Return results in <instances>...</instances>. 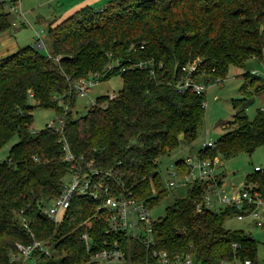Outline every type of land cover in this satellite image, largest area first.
Listing matches in <instances>:
<instances>
[{
    "label": "trees",
    "instance_id": "16d2710c",
    "mask_svg": "<svg viewBox=\"0 0 264 264\" xmlns=\"http://www.w3.org/2000/svg\"><path fill=\"white\" fill-rule=\"evenodd\" d=\"M14 22L10 14L0 13V33ZM47 33L48 55L26 45L0 59V148L14 136L19 138L7 159L0 161L1 264L9 263L18 242L33 240L22 226L24 218L35 237L53 249L51 256H40L38 264L86 259L80 238L85 220L92 226L94 250L120 237L106 233V222L85 197L73 198L61 222L44 213L62 192L70 165L56 131L47 126L31 131L30 99L61 114L65 110L60 102L68 104L63 131L74 154L93 160L94 167L118 171L126 190L152 208L167 192L159 158L182 141H194L204 121L205 94L177 92L182 67L201 58L195 79L209 85L216 78L225 79L231 66L245 67L249 59L264 64V0H112L101 11L86 5L67 18L51 20ZM115 60L121 65L147 61L155 73L138 67L106 71ZM94 73L100 74V81L121 74L123 88L114 97H98L86 115L78 116L73 113L75 82ZM243 75L251 82L263 81L249 72ZM261 89L263 84L256 91ZM231 123L215 147L198 151L199 158L228 159L264 144L262 110L249 120L240 109ZM176 166L180 175L189 169L184 159ZM217 175L222 186L224 174ZM209 184L188 185V196L177 199L155 221L158 248L171 255L191 253L197 264H217L234 255L254 257L257 240L243 230L224 227L225 218L242 209L196 210ZM246 184H254L264 199V172L255 170Z\"/></svg>",
    "mask_w": 264,
    "mask_h": 264
},
{
    "label": "built area",
    "instance_id": "2783aa9c",
    "mask_svg": "<svg viewBox=\"0 0 264 264\" xmlns=\"http://www.w3.org/2000/svg\"><path fill=\"white\" fill-rule=\"evenodd\" d=\"M2 12L25 17L21 0H0V13ZM37 35L36 46L42 48L45 46L44 41L39 33ZM201 61V58H197L182 67L181 77L176 84L178 93L191 91L197 95L203 94L204 83L195 79V72L199 70ZM149 64L151 63L147 61H138L121 65L118 60H115L105 70L109 71L117 67L119 72H123L137 67L148 68ZM148 69L153 76L154 69ZM99 81V73L77 80L75 87L78 95L85 96L88 89ZM115 95L110 94L109 96L114 97ZM60 104L63 106L66 116L69 106L63 102ZM203 107L205 108V102ZM64 114L58 116L56 122L51 121L46 126L59 134L64 160L70 165L66 174L70 177V181L64 182L62 192L44 207V213L55 223L61 222L67 215L73 198L75 196L85 197L94 202V214H100L106 222V233H115L120 236L115 240H105L104 246L94 250L93 238L90 233L92 226L88 220H85L80 238L83 241L87 257L80 263L74 264H197L191 253L171 255L166 250L158 248L154 229L156 220L151 217V208L143 199L137 198L126 190L120 176H118V171L94 167L93 160L87 161L83 156L77 157L74 154L64 135ZM215 145L216 143L212 142L205 144V146L212 148ZM219 158V156H215L212 159H202L197 156L184 159V163L189 169L181 175L183 184L188 186L198 181L210 182L209 189L203 195L202 200L196 204V210L202 212L205 209L218 210L219 206L235 207L242 209L241 213H236L238 219L245 217L252 218L253 221L258 218L264 219V215L259 212V209L264 205V199L254 184H245L243 189H234L229 193L218 185L219 177L215 171V165L221 164ZM255 170L264 172L260 166H255ZM170 175L172 178L168 180V186H177L179 182L175 177L180 174L175 171ZM251 206L254 207L251 208ZM22 226L31 234L33 240L27 244L18 242L15 252L10 255L8 264H38L37 260L40 256H51L52 247L35 237L30 221L24 218ZM233 246L235 249L238 248L237 243H233ZM142 249H144L143 254ZM217 264H264V257L259 259L256 250L254 257L234 255L230 259H222Z\"/></svg>",
    "mask_w": 264,
    "mask_h": 264
},
{
    "label": "rangeland",
    "instance_id": "374dc122",
    "mask_svg": "<svg viewBox=\"0 0 264 264\" xmlns=\"http://www.w3.org/2000/svg\"><path fill=\"white\" fill-rule=\"evenodd\" d=\"M104 1H107L106 4H102ZM110 1L21 0L25 17L11 13V18L15 22L8 30L15 36L20 48L26 45L36 46L37 34L39 33L45 46L38 49L44 55H48V22L55 19L62 20L67 18L86 5H89L94 11H101ZM245 72L260 77L263 81L251 82V78L246 79L243 75ZM123 83L121 74H116L108 79L99 81L96 85L89 88L85 96L75 95L73 113L78 116L86 115L88 110L95 105L98 97L119 94L123 88ZM259 84H263V89L256 91L257 87L260 86ZM203 94H205L204 121L199 127L197 138L192 142L182 141L178 147L162 155L158 160V171L164 186L167 188V192L151 208L153 220L163 218L167 207L172 205L177 199L188 196V186L181 182V175L175 177L177 182H179L177 186H168V180L172 178L170 174L177 171L176 162L178 160L197 157L198 151L204 148L206 143L212 142L215 144L223 133L227 131L226 126L234 121V116L238 110L243 109L249 120L255 119L258 110L263 111L264 64L258 59L253 58L246 62L245 67L231 66L226 78L223 80L216 78L209 82V85H205ZM30 104L34 106L32 110L33 121L30 127L32 132H39L51 121L56 122L57 117L61 114L57 113L54 108L37 106L33 98L30 99ZM231 124L232 126L235 125V123ZM18 140V136H14L0 148V161L7 159L9 150ZM219 159L221 160V164L215 165V171L216 173L224 174L222 188L228 193L233 189H243L247 176L255 171V166H260L264 169V144L258 146L252 153L240 152L231 158L225 159L220 157ZM69 181L70 177L65 176L64 182L68 183ZM226 207L219 206V209ZM259 212L261 215H264V205L259 209ZM263 222V218L253 221L249 217L238 219L236 214H232L225 218L224 227L232 232L243 230L246 234L253 236L258 242L257 256L259 259H262L264 257Z\"/></svg>",
    "mask_w": 264,
    "mask_h": 264
},
{
    "label": "crops",
    "instance_id": "0c3cea01",
    "mask_svg": "<svg viewBox=\"0 0 264 264\" xmlns=\"http://www.w3.org/2000/svg\"><path fill=\"white\" fill-rule=\"evenodd\" d=\"M106 2L107 1H104L102 2V4H106ZM19 48L20 47L18 45V42L16 41L15 36L10 30H6L0 33V59L15 53Z\"/></svg>",
    "mask_w": 264,
    "mask_h": 264
}]
</instances>
